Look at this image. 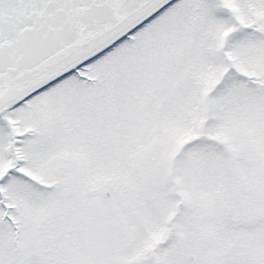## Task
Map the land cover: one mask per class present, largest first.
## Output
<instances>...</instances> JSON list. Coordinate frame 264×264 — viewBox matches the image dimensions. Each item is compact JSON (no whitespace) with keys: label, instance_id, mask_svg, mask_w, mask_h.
Returning <instances> with one entry per match:
<instances>
[{"label":"snow or ice","instance_id":"snow-or-ice-1","mask_svg":"<svg viewBox=\"0 0 264 264\" xmlns=\"http://www.w3.org/2000/svg\"><path fill=\"white\" fill-rule=\"evenodd\" d=\"M0 264H264V0H0Z\"/></svg>","mask_w":264,"mask_h":264}]
</instances>
